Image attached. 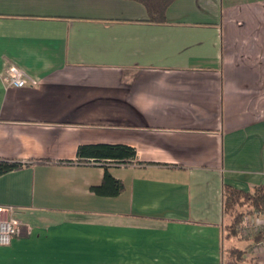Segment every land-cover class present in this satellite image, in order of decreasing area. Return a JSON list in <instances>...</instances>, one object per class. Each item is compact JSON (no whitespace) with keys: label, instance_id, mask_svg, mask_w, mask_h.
I'll return each mask as SVG.
<instances>
[{"label":"crops","instance_id":"1","mask_svg":"<svg viewBox=\"0 0 264 264\" xmlns=\"http://www.w3.org/2000/svg\"><path fill=\"white\" fill-rule=\"evenodd\" d=\"M95 143L137 157L79 162ZM2 158L23 227L0 264H226L225 185H264V0H0Z\"/></svg>","mask_w":264,"mask_h":264},{"label":"trees","instance_id":"2","mask_svg":"<svg viewBox=\"0 0 264 264\" xmlns=\"http://www.w3.org/2000/svg\"><path fill=\"white\" fill-rule=\"evenodd\" d=\"M145 4L149 16L153 20H163L164 11L172 0H137ZM79 162H101L105 163H129L137 157V151L133 146L122 143H95L81 144L77 149ZM24 163L19 160L2 158L0 159V175L23 167ZM104 177L100 184L92 186V190L98 195L116 196L123 190V182L116 178L108 166L104 167ZM245 206L244 208H242ZM240 207V208H239ZM264 208V185L255 186L252 190H244L231 184L224 188V211L233 214V222L230 225V236H236L237 223L247 213L261 211ZM264 237L263 232L253 235V241L259 242ZM251 244L244 248L236 245L230 249L231 264H245L254 257L246 256Z\"/></svg>","mask_w":264,"mask_h":264},{"label":"rangeland","instance_id":"3","mask_svg":"<svg viewBox=\"0 0 264 264\" xmlns=\"http://www.w3.org/2000/svg\"><path fill=\"white\" fill-rule=\"evenodd\" d=\"M243 206L242 208H244ZM240 208V207H239ZM225 261L226 264H231L230 260V249L232 246L236 245L238 247L244 248L246 245H253V235L259 232L264 234V208L261 211H256L252 213H247L243 218L237 223L236 229L238 234L236 236H230V225L233 222V214L231 212L225 213ZM264 239L261 238V240ZM231 240V241H230ZM233 240V243H232ZM260 240V241H261ZM235 241V242H234ZM251 248L248 250V252Z\"/></svg>","mask_w":264,"mask_h":264},{"label":"built area","instance_id":"4","mask_svg":"<svg viewBox=\"0 0 264 264\" xmlns=\"http://www.w3.org/2000/svg\"><path fill=\"white\" fill-rule=\"evenodd\" d=\"M4 80L8 85L15 87L27 84L25 72L14 64H7ZM14 213L13 206H0V245H9L14 236L22 230L23 223Z\"/></svg>","mask_w":264,"mask_h":264}]
</instances>
